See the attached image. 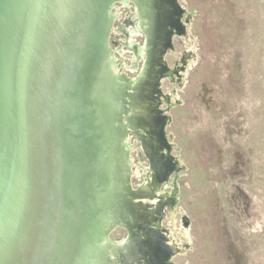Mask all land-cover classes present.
I'll list each match as a JSON object with an SVG mask.
<instances>
[{"label":"water","instance_id":"obj_1","mask_svg":"<svg viewBox=\"0 0 264 264\" xmlns=\"http://www.w3.org/2000/svg\"><path fill=\"white\" fill-rule=\"evenodd\" d=\"M114 1L126 0H0V264H149L153 232L165 242L160 252L151 236V264H173L159 219L173 202L129 189L127 134L143 129L154 186L167 188L178 164L164 163L166 119L150 124L144 90L158 91L176 28L155 23L151 43L145 32L146 58L125 79L107 43ZM116 226L126 238L110 240Z\"/></svg>","mask_w":264,"mask_h":264},{"label":"rangeland","instance_id":"obj_2","mask_svg":"<svg viewBox=\"0 0 264 264\" xmlns=\"http://www.w3.org/2000/svg\"><path fill=\"white\" fill-rule=\"evenodd\" d=\"M127 1H114L109 10L107 43L132 80L143 62L135 61V71L127 67L133 46L143 47L144 31L136 2ZM172 3L180 27L162 56L153 108L166 119L158 140L164 163L178 164L169 186L159 189L173 202L160 206L159 217L176 244L170 261L264 264V0ZM127 135L128 184L136 190L152 176V163L135 133ZM126 237L122 226L109 233L112 241Z\"/></svg>","mask_w":264,"mask_h":264},{"label":"flooded vegetation","instance_id":"obj_3","mask_svg":"<svg viewBox=\"0 0 264 264\" xmlns=\"http://www.w3.org/2000/svg\"><path fill=\"white\" fill-rule=\"evenodd\" d=\"M135 2H136V7L134 8L135 9V11H136V13H137V18H135V19H137L138 20V22L137 23H140V25L141 26H139L140 27V29L141 30H143L144 31V41H143V46L145 45V40H146V33L148 34V37L150 36V39H149V41H150V43H151V27H153V25L156 23L157 25H159V24H164L165 26H166V24L168 25V23L167 22H169V21H173L174 22V27L176 28V29H179V27H180V25H179V23H178V21H177V19H176V16H177V11H176V8H175V5L172 3V0H164V6H165V9L166 10H164V12L163 11H160L161 10V8L159 7L158 9H156V8H154V2L156 1V0H134ZM144 6V7H143ZM139 11V12H138ZM144 19V20H143ZM172 19V20H171ZM141 20V21H140ZM144 21V22H143ZM164 21V22H163ZM143 22V23H142ZM146 23V24H145ZM143 26V27H142ZM145 29V30H144ZM146 32V33H145ZM149 32H150V34H149ZM133 49H135L136 51L135 52H137V54H138V48H137V45L135 44L134 46H133ZM150 52H148L149 53V57L151 58V49L149 50ZM166 51V50H165ZM145 58H146V54H145V56H144ZM144 58V59H145ZM139 70H140V68L138 69V71H137V73H136V75H135V77L137 76V74H138V72H139ZM149 80H150V82H151V78H149ZM149 87H145V90H144V97L147 99V108L148 109H145L144 108V114H145V117H147V119L148 118H150V124H151V117H153V124L156 126V127H158L160 124H161V120L164 118L162 115H155V114H153V111H155L154 109H152V108H154L153 107V101L151 102V100H154L155 98L154 97H156L157 95L155 94V93H152V89H151V84L150 85H148ZM155 89V88H154ZM154 96V97H153ZM160 102V101H159ZM140 121V123H144V122H142V120L140 119L139 120ZM139 121H137L136 123L137 124H139ZM146 123H148V121H146L145 122V124ZM145 129V131L147 132L148 130H147V128H144ZM135 135H138V140H139V142H140V146H141V148L143 147V143H141V141H143V139L145 138V136H144V132H143V129H139L138 128V130H137V134H135ZM162 136H163V134H162ZM162 136H160V137H158V139L157 140H161V138L163 139V137ZM140 138V139H139ZM143 138V139H142ZM148 139V138H147ZM149 140H150V142H151V133H150V137H149ZM149 145V144H148ZM151 145V144H150ZM148 148H149V146H148ZM143 149V148H142ZM144 152H146L147 153V151H146V149H145V151ZM148 154V157H149V160H150V163H151V153H147ZM147 173H148V175H149V171H147ZM143 175H146L145 173L143 174ZM150 178H151V176H150ZM152 179V178H151ZM151 179H149V177H148V179H146L143 183H145V182H148V183H150V185H151ZM148 188H151V186H149ZM159 193V192H158ZM156 217V216H155ZM154 217V214H151V218L152 219H154L155 218ZM152 219H149V224H150V226L151 225H153L154 224V221L152 220ZM126 229V228H125ZM126 231H127V229H126ZM157 232H153V233H151V234H149L148 236H149V240H150V243H149V252H150V258H149V264H151V236L152 235H154L155 237H156V242H155V246H158L159 247V250H160V252H161V250L163 249V246H161L165 241L162 239V238H160V236H158L157 234H156ZM127 234H128V231H127ZM157 244V245H156ZM134 251L136 252V254L134 253V256L136 257V258H138L139 256H140V260L142 259V258H144V256H145V254H143L142 255V253H143V247H142V245H137L135 248H134ZM139 259H136V262L138 261H140Z\"/></svg>","mask_w":264,"mask_h":264},{"label":"bare ground","instance_id":"obj_4","mask_svg":"<svg viewBox=\"0 0 264 264\" xmlns=\"http://www.w3.org/2000/svg\"><path fill=\"white\" fill-rule=\"evenodd\" d=\"M127 1V0H126ZM126 1L125 2H123V3H126ZM127 2H129V1H127ZM144 7V6H143ZM139 12V11H138ZM116 13V12H115ZM144 20V19H143ZM141 21V20H140ZM144 22V21H143ZM142 22V23H143ZM146 24V23H145ZM139 26H141L140 25V23H139ZM143 27V26H142ZM145 30V29H144ZM132 33V32H131ZM132 36H133V33L131 34ZM144 35V34H143ZM148 35V34H147ZM136 36V35H135ZM133 38V37H132ZM138 49V54H137V52H135L134 51V56L132 57L133 58V60H132V66H131V68H130V71L131 70H133V71H135V68L137 67L136 65H135V61H137V60H141L142 62H143V60H144V53H145V51H146V46L144 45L143 47L140 45V46H138L137 47ZM150 50V49H149ZM125 52V51H124ZM150 52V51H149ZM119 53L122 55L123 54V52L122 51H119ZM135 65V66H134ZM144 103H146V101L144 100L143 101ZM141 105H143V103L141 104ZM141 107V106H140ZM164 136V135H163ZM162 136V137H163ZM172 162V161H171ZM176 162V161H175ZM140 170V169H139ZM142 170V169H141ZM135 172V171H134ZM146 175H148V173H147V169H146V171H143ZM139 173V172H138ZM137 173V174H138ZM143 173V174H144ZM176 173V172H175ZM174 175V174H173ZM136 176V175H135ZM170 176V175H169ZM149 179H151L150 178V176H149ZM142 186H144V187H149V186H151V190L152 191H154V190H156V192L158 193L159 192V187L156 185V186H154V180L153 179H151V185H150V183H148V182H145ZM158 194H160V192L158 193ZM170 209V208H169ZM169 211H171V210H169ZM173 212V211H172ZM155 217V216H154ZM185 235V234H184ZM177 242V241H176ZM176 245V244H175ZM176 247V246H175Z\"/></svg>","mask_w":264,"mask_h":264}]
</instances>
